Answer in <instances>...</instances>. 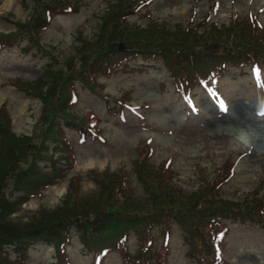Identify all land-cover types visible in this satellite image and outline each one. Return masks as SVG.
<instances>
[{"label":"trees","instance_id":"trees-1","mask_svg":"<svg viewBox=\"0 0 264 264\" xmlns=\"http://www.w3.org/2000/svg\"><path fill=\"white\" fill-rule=\"evenodd\" d=\"M150 1H109L107 8L97 13L90 39L76 36L75 49L69 55L49 56L55 61L43 65L35 80L11 81L18 91L37 97L40 107L32 134L15 136L5 105H0V264H23L28 247L36 241L52 245L57 264H67L62 247L69 240V228L86 248L90 264H100L109 251L119 253L123 263L166 264L162 252L151 247L155 235L163 234L161 226L169 220L182 228L179 233L189 249H201L207 256H212L223 241L224 220L239 219L264 227V174L251 197L237 200L220 191L231 164L217 167L210 179L201 171L196 174L201 183L194 191L184 192L170 182L172 171L167 165L161 163L156 169L132 162L129 170L148 196L143 203L131 195L127 169L92 172L95 192L80 202L72 193L79 177L71 175L60 205L53 209L39 206L24 219L18 216L22 202L31 195L39 196L41 186L55 177L66 175L67 168L62 164L73 162L61 124L77 128L80 124L96 126L98 122L89 112L80 118L69 113L75 80L101 93L102 84L96 80L100 73L125 65L130 58L159 59L174 89L182 94L227 66L239 71L244 66H264V27L255 14L232 12L224 24L208 20L204 13L196 22L190 18L184 25L173 23L170 29L152 20L146 8ZM209 3L212 8V0ZM82 4V0H29L28 5L24 1L27 18L11 21L14 30L0 32V50L24 37L28 40L23 49L45 55L37 45V36L49 18L56 13L76 12ZM133 14L144 20L143 26L129 21ZM124 98L128 96L117 97L119 101ZM79 128L84 129L82 125ZM146 149L145 157L149 152ZM37 159L47 160L48 169L45 164L38 165ZM150 168L152 171L146 173ZM130 238L136 247L133 253L127 247Z\"/></svg>","mask_w":264,"mask_h":264},{"label":"rangeland","instance_id":"rangeland-1","mask_svg":"<svg viewBox=\"0 0 264 264\" xmlns=\"http://www.w3.org/2000/svg\"><path fill=\"white\" fill-rule=\"evenodd\" d=\"M24 1L29 4V0H0V32L14 30L15 25L11 21L23 22L27 18ZM82 1L83 4L76 12L53 15L45 29L38 34L37 45L45 55L34 52L33 49L21 50L20 47H24L28 40L24 37L17 42V46L0 52V105L5 104L11 120V129L16 135L30 134L37 116L39 100L13 88L9 81L35 80L42 72L41 65L55 61L50 57L62 58L75 49L73 45L76 36L91 38L97 22V13L105 10L108 2L112 0ZM213 1L214 10L211 9L210 0H151L146 8L154 22L164 23L170 29L173 28V23L184 25L190 18L196 22L204 13H207L208 20L225 24L232 12L241 15L253 13L264 27V0ZM129 21H134L140 26H143L144 22L136 14L131 16ZM146 62L143 70L123 71L121 66H117L109 75L98 76L96 79L102 83V93L111 97L121 94L129 97L127 101L130 104L127 106L130 107L125 108L123 117L106 110L102 97L79 83L74 85L77 98L71 111L75 114H82L87 110L94 111L100 117L99 123L102 125L104 139L81 140L72 130H65L73 149L74 161L71 165L62 164V167L67 168L62 180H56L43 188L39 196H31L21 205L19 217L24 219L39 206L53 209L60 205L67 180L71 175L79 177L78 187L72 191L77 201L89 198L96 189V184L91 179L92 172L99 173L105 169H127L131 195L143 202V192L129 170L130 164L135 162L141 167L153 166L159 169L163 159L170 160L168 166L172 171L170 182L185 192L194 191L201 183L196 174L203 171L208 178L210 173L204 171L205 169L211 171L233 162L229 172L225 168L228 179L222 183L220 191L237 200L251 197L252 190L264 174V154L253 160L249 156V150L241 144L240 148L219 142L211 143L210 147L205 145L199 147L197 144L200 141V131L205 124L209 122L215 131L221 128L222 125L215 123L214 118L219 116L217 114L225 112V99L229 106L235 101L246 104L251 99L257 101L258 90L255 89L264 91V70L262 75L256 72L237 75L230 69L207 87H195L191 95L195 106L194 108L187 106L185 109L173 91L170 76L166 75L161 61L155 59ZM129 63L140 65L143 61L137 58L130 60ZM215 87L220 91L215 92ZM212 92L215 93L217 102L210 98ZM221 101L224 103L223 109L220 106ZM138 113L143 114V120L136 115ZM237 132L236 137L241 136V131ZM144 138L149 140L147 144L150 145L146 157L147 149L143 150L147 146L143 144ZM142 160H145L146 164ZM44 164L47 168L48 161L41 159L38 165ZM150 171L152 169L146 173ZM154 171L153 169L152 174ZM15 215L17 213L11 214ZM227 225L228 230L221 253L225 264H264V228L238 221L228 222ZM71 233V242L65 246L70 264H89V258L85 254L86 248L81 247V242L77 235L73 234V229ZM131 242L132 240L130 244ZM167 242L169 245L166 252L167 264H196L186 255V249L181 244L179 231L174 224L171 225ZM54 260L50 245L38 242L29 248L25 264H55ZM103 264L121 262L118 255L111 252L104 257Z\"/></svg>","mask_w":264,"mask_h":264},{"label":"bare ground","instance_id":"bare-ground-1","mask_svg":"<svg viewBox=\"0 0 264 264\" xmlns=\"http://www.w3.org/2000/svg\"><path fill=\"white\" fill-rule=\"evenodd\" d=\"M183 10L185 9L183 8ZM251 101L247 104L241 101L232 102L228 108V113L214 118L215 123L222 125L221 128L215 131L209 122L205 124L200 131V141L197 145L199 147L202 145L210 147L212 144H218L219 142L236 145L240 148L241 144L249 150V156L253 160H257L264 154V112L260 113L254 105V101ZM237 131L247 132V138L245 139L243 136L236 137Z\"/></svg>","mask_w":264,"mask_h":264},{"label":"snow or ice","instance_id":"snow-or-ice-1","mask_svg":"<svg viewBox=\"0 0 264 264\" xmlns=\"http://www.w3.org/2000/svg\"><path fill=\"white\" fill-rule=\"evenodd\" d=\"M211 95H215V93L214 92H212V93H210ZM189 103H192L191 101H189ZM220 106H221V108H223L224 107V103H223V101H221L220 102ZM193 110H195V109H193Z\"/></svg>","mask_w":264,"mask_h":264},{"label":"clouds","instance_id":"clouds-1","mask_svg":"<svg viewBox=\"0 0 264 264\" xmlns=\"http://www.w3.org/2000/svg\"><path fill=\"white\" fill-rule=\"evenodd\" d=\"M241 136H243L246 139L247 138V133L241 132Z\"/></svg>","mask_w":264,"mask_h":264}]
</instances>
